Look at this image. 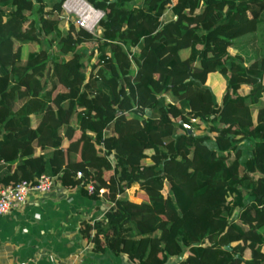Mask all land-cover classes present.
I'll list each match as a JSON object with an SVG mask.
<instances>
[{
  "label": "trees",
  "instance_id": "obj_1",
  "mask_svg": "<svg viewBox=\"0 0 264 264\" xmlns=\"http://www.w3.org/2000/svg\"><path fill=\"white\" fill-rule=\"evenodd\" d=\"M64 1L0 0V189L106 199L82 234L130 264H264V0H87L100 33Z\"/></svg>",
  "mask_w": 264,
  "mask_h": 264
},
{
  "label": "crops",
  "instance_id": "obj_2",
  "mask_svg": "<svg viewBox=\"0 0 264 264\" xmlns=\"http://www.w3.org/2000/svg\"><path fill=\"white\" fill-rule=\"evenodd\" d=\"M109 206L104 198L92 200L60 183L50 192L30 194L0 214V264H130L124 255L95 250L82 234L83 223L103 217Z\"/></svg>",
  "mask_w": 264,
  "mask_h": 264
},
{
  "label": "rangeland",
  "instance_id": "obj_3",
  "mask_svg": "<svg viewBox=\"0 0 264 264\" xmlns=\"http://www.w3.org/2000/svg\"><path fill=\"white\" fill-rule=\"evenodd\" d=\"M49 2H51V0H47ZM86 2V0H83ZM75 3V4H74ZM88 5L89 3L86 2ZM90 6V5H89ZM91 7V6H90ZM92 8V7H91ZM93 9V8H92ZM73 10V11H72ZM94 12H89V11H86L80 0H67V2L63 3V13L61 11V14L58 16L60 19H62L61 21V24L62 26L64 27L65 30H67L70 26V20L73 19L74 21H76L75 23H82V20L84 19V17L86 15H89L90 18L92 19V22H96V21H93L94 18H95V11L99 12L101 14V17L103 16V12L102 11H99V10H94ZM63 17V18H62ZM98 19L97 23L95 24V27L94 29H87L94 32V33H100L101 32V29H99L98 27V22L100 20V18ZM91 22V23H92ZM257 24H250L249 27L245 28L244 31L247 32V31H251V30H254L255 28L257 29ZM85 27V26H84ZM259 30H258V34H259V44H260V47H261V52L262 54H264V23H260L259 24ZM45 46L47 47V49L51 52V53H55L56 52V47L53 46V47H50V46H47L45 44ZM56 55H58L57 53H55ZM71 55L70 54H67L66 57H69ZM219 74V73H218ZM217 73L216 74H213L211 76V78H209L210 80L208 81V84L213 88V91L216 95V99L218 101H221L222 100V97H223V94L225 93V80H224V77L223 75H218ZM63 89H65L63 87ZM241 91H244V88L241 90ZM171 98L169 97L168 100H170ZM131 115V113H130ZM196 123H199L200 125L198 127L195 128L194 132L197 134V135H202L204 134L205 132H207V128H206V124L201 121L200 119H195L194 120ZM163 126V125H162ZM178 131H183L182 128H178ZM209 144L211 145L212 142H209ZM240 146H241V149H242V152H243V157L244 159H246L247 157H249V155L251 154V147H252V144L247 141V140H244L242 142H240ZM150 161V160H148ZM128 194H130V197H133L134 196V190L133 189H129L128 191ZM253 197L252 196H249L248 199H252ZM135 199L136 200H141V198L139 197H136L135 196ZM107 201V200H106ZM107 203H109L107 201ZM110 204V203H109ZM245 257H250L251 256V252L250 251H246L245 254H244Z\"/></svg>",
  "mask_w": 264,
  "mask_h": 264
},
{
  "label": "built area",
  "instance_id": "obj_4",
  "mask_svg": "<svg viewBox=\"0 0 264 264\" xmlns=\"http://www.w3.org/2000/svg\"><path fill=\"white\" fill-rule=\"evenodd\" d=\"M65 2H67V0H65L64 3ZM86 2L88 1L86 0ZM90 5L95 10H99L95 8L92 4ZM90 20H91L90 16L86 15L82 20V23L81 24L78 23V24L81 25L82 27L85 26L84 28L87 27L88 29H94L95 25H91ZM81 176H82V172L79 171L78 177ZM56 181H57V176L44 173L40 176V178L35 184H31L28 180H23L17 184H10L5 187H2L0 189V214L8 213L15 204L25 203L29 198L30 194L32 193H36L40 195L50 192L53 189V186L56 184ZM88 189L90 191H93V186L91 184L88 185ZM126 190L128 192L129 188H126Z\"/></svg>",
  "mask_w": 264,
  "mask_h": 264
},
{
  "label": "bare ground",
  "instance_id": "obj_5",
  "mask_svg": "<svg viewBox=\"0 0 264 264\" xmlns=\"http://www.w3.org/2000/svg\"><path fill=\"white\" fill-rule=\"evenodd\" d=\"M70 1V0H69ZM81 2V4H82V6H83V8L86 10V11H89L90 13L91 12H94L93 11V9L85 2V1H83V0H81L80 1ZM75 4V3H74ZM95 10V9H94ZM73 11V10H72ZM99 17H101V14L97 11H95V18H94V20L93 21H96V22H92V19L90 20V24L91 25H95L96 23H97V21H98V19H99ZM92 22V23H91Z\"/></svg>",
  "mask_w": 264,
  "mask_h": 264
},
{
  "label": "water",
  "instance_id": "obj_6",
  "mask_svg": "<svg viewBox=\"0 0 264 264\" xmlns=\"http://www.w3.org/2000/svg\"><path fill=\"white\" fill-rule=\"evenodd\" d=\"M148 114H151V110H148ZM187 128H188V131H189L190 133H192V132L194 131V128H192V127L189 126V125L187 126ZM227 247H228V248H231L230 245H227Z\"/></svg>",
  "mask_w": 264,
  "mask_h": 264
}]
</instances>
